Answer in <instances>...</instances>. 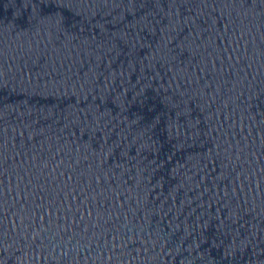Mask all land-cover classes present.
<instances>
[{
    "label": "water",
    "instance_id": "1",
    "mask_svg": "<svg viewBox=\"0 0 264 264\" xmlns=\"http://www.w3.org/2000/svg\"><path fill=\"white\" fill-rule=\"evenodd\" d=\"M0 264H264V0H0Z\"/></svg>",
    "mask_w": 264,
    "mask_h": 264
}]
</instances>
